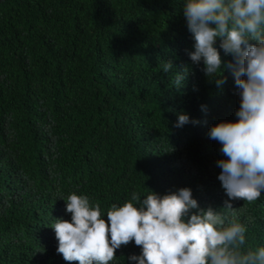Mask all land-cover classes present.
I'll use <instances>...</instances> for the list:
<instances>
[{
  "label": "trees",
  "instance_id": "trees-1",
  "mask_svg": "<svg viewBox=\"0 0 264 264\" xmlns=\"http://www.w3.org/2000/svg\"><path fill=\"white\" fill-rule=\"evenodd\" d=\"M183 4L0 0V264H68L51 227L70 220L64 200L73 193L99 203L107 220L133 192L188 188L201 209L246 223L247 246L264 247V192L229 200L217 163L227 157L208 135L238 119L239 90L230 69L218 87L190 60ZM182 112L199 123L174 127ZM140 254L133 241L110 264Z\"/></svg>",
  "mask_w": 264,
  "mask_h": 264
},
{
  "label": "clouds",
  "instance_id": "clouds-1",
  "mask_svg": "<svg viewBox=\"0 0 264 264\" xmlns=\"http://www.w3.org/2000/svg\"><path fill=\"white\" fill-rule=\"evenodd\" d=\"M182 8L195 41L193 64L203 62L205 76L218 87L225 69L233 73L238 119L212 126L208 135L227 157L217 162L227 197L251 203L264 192V0H184ZM221 50L233 60L223 61ZM172 69L171 60L163 62L164 73ZM187 76L186 70L176 72L175 87ZM188 123L199 122L182 112L174 127ZM64 201L71 218L56 219L51 228L57 253L68 264H110L116 250L133 241L141 248L129 257L135 264H264V247L246 245V223L234 212L229 219L211 207L201 209L188 188L164 195L150 190L144 199L133 192L131 201L110 206L107 220L86 195L73 193ZM224 209L234 208L225 201Z\"/></svg>",
  "mask_w": 264,
  "mask_h": 264
}]
</instances>
